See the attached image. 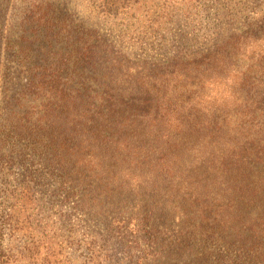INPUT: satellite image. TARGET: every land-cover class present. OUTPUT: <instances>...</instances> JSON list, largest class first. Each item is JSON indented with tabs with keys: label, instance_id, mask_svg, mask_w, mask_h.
Segmentation results:
<instances>
[{
	"label": "trees",
	"instance_id": "1",
	"mask_svg": "<svg viewBox=\"0 0 264 264\" xmlns=\"http://www.w3.org/2000/svg\"><path fill=\"white\" fill-rule=\"evenodd\" d=\"M20 25L26 34L5 50L25 76L19 96L34 102L4 126L50 151L68 194L138 231L162 220L175 264L264 262L263 35L233 32L153 61L93 31L74 35L36 0ZM9 259L0 248V264Z\"/></svg>",
	"mask_w": 264,
	"mask_h": 264
},
{
	"label": "rangeland",
	"instance_id": "2",
	"mask_svg": "<svg viewBox=\"0 0 264 264\" xmlns=\"http://www.w3.org/2000/svg\"><path fill=\"white\" fill-rule=\"evenodd\" d=\"M28 1L0 0V135L6 138L0 144V248L10 254L9 264H175L168 244L173 238L162 220H155L150 233L120 222L117 213L106 220L94 204H80L81 194L62 188L50 151L31 149L28 137L5 128V118L15 122L34 102L32 95L19 96L25 76L5 50L24 32L20 23ZM36 1L74 35L93 31L129 56L153 61L206 50L233 32L264 36L258 24L264 0ZM67 41L54 40L53 47ZM151 239L160 246L148 249Z\"/></svg>",
	"mask_w": 264,
	"mask_h": 264
}]
</instances>
